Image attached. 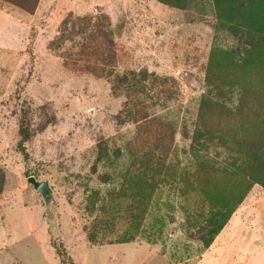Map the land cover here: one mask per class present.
Returning a JSON list of instances; mask_svg holds the SVG:
<instances>
[{"label": "rangeland", "instance_id": "1", "mask_svg": "<svg viewBox=\"0 0 264 264\" xmlns=\"http://www.w3.org/2000/svg\"><path fill=\"white\" fill-rule=\"evenodd\" d=\"M172 3L0 0V264H264V48Z\"/></svg>", "mask_w": 264, "mask_h": 264}, {"label": "trees", "instance_id": "2", "mask_svg": "<svg viewBox=\"0 0 264 264\" xmlns=\"http://www.w3.org/2000/svg\"><path fill=\"white\" fill-rule=\"evenodd\" d=\"M13 1L14 4H19L21 6L28 5L30 2H35L36 0H10ZM183 0H178V3H172L174 7L182 8L183 4L181 3ZM214 9H219L220 11L224 12V15H222L227 20H230L231 18H234L236 20V25L245 29H248L251 31L256 37L257 42L259 43V48H264V0H246L244 4L239 3V1L234 2V0H212ZM226 16H230L231 18H228ZM243 54L248 55L249 52L253 51V47H246L243 49ZM258 54H262V52H257ZM264 58V55H263ZM263 59L261 60V62ZM264 76V73H263ZM209 102V101H206ZM18 134H19V141L25 142L29 138V132L28 130L20 126L18 128ZM263 152L254 154L255 162L257 168H263L264 167V145L261 144ZM260 152V151H259ZM247 169H249L248 165ZM238 181V179H237ZM240 181V180H239ZM242 182V181H240ZM248 186L245 187L247 190ZM240 194V193H239ZM238 194V195H239ZM237 195V196H238ZM232 200V197H229ZM222 199V198H221ZM220 199V200H221ZM219 204L216 206L217 211L215 212L214 216V222L210 223L212 225L210 227L211 233L208 231V233L211 235H208L209 243L212 240L213 236H215L223 227L225 222L229 219L230 215L234 212L235 207L237 203H235L233 200L231 204L228 207L224 206V201L221 200L218 202ZM222 210V211H221ZM209 225V226H210ZM205 242V241H204ZM58 256L61 257L62 254L59 252H56ZM63 263V260H61Z\"/></svg>", "mask_w": 264, "mask_h": 264}, {"label": "crops", "instance_id": "3", "mask_svg": "<svg viewBox=\"0 0 264 264\" xmlns=\"http://www.w3.org/2000/svg\"><path fill=\"white\" fill-rule=\"evenodd\" d=\"M245 210V209H244ZM253 214V213H252ZM251 213H249V211L248 210H245V212H242V215H240L239 217H240V221H241V226H243L244 227V229L245 230H247L248 228H251V227H253L254 225H255V222L254 223H251V224H249L248 223V219H249V217H251L252 218V220L251 221H254V216H256V215H252ZM234 217V216H233ZM233 220V218H229L228 219V221L229 222H231ZM244 220V221H243ZM227 221V222H228ZM262 245H264V244H262ZM261 245V246H262ZM260 249V251L261 250H263L260 246L258 247V250Z\"/></svg>", "mask_w": 264, "mask_h": 264}, {"label": "water", "instance_id": "4", "mask_svg": "<svg viewBox=\"0 0 264 264\" xmlns=\"http://www.w3.org/2000/svg\"><path fill=\"white\" fill-rule=\"evenodd\" d=\"M27 182L30 183L34 190L40 192L45 199V201L50 197L46 185L44 183H39L34 181L32 178H28Z\"/></svg>", "mask_w": 264, "mask_h": 264}]
</instances>
